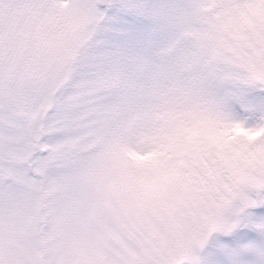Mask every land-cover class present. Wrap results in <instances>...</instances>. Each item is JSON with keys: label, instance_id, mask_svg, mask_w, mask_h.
Instances as JSON below:
<instances>
[{"label": "snow or ice", "instance_id": "snow-or-ice-1", "mask_svg": "<svg viewBox=\"0 0 264 264\" xmlns=\"http://www.w3.org/2000/svg\"><path fill=\"white\" fill-rule=\"evenodd\" d=\"M0 264H264V0H0Z\"/></svg>", "mask_w": 264, "mask_h": 264}]
</instances>
